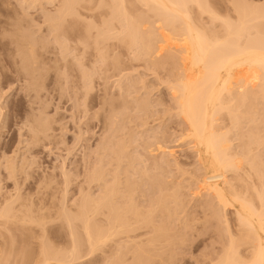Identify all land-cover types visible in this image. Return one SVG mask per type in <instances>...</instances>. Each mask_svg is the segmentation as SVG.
Listing matches in <instances>:
<instances>
[{
    "label": "rangeland",
    "instance_id": "rangeland-1",
    "mask_svg": "<svg viewBox=\"0 0 264 264\" xmlns=\"http://www.w3.org/2000/svg\"><path fill=\"white\" fill-rule=\"evenodd\" d=\"M45 1L0 0V156H2L0 163L3 162L1 165L5 164L6 166L8 162L4 158L9 160V158L14 157L16 163H20V167L24 157L25 160L33 162L30 166L31 170L29 169L31 177L30 175L29 177L22 175L18 179L22 182L23 178L27 177V184L30 185L31 191L39 190L41 192L42 204L54 205L60 209L59 211H65L66 208L67 214L74 208L73 202L77 204L76 202L79 203V200L82 201L85 198L83 197L86 196V194L83 195L84 193L88 192L89 195H92V197L89 196L92 199H97L100 195L98 185L96 183L91 184L89 183L90 180H87L88 176L98 168L103 174L104 171L106 172L105 182L108 181L112 185L114 183V186L117 187L118 197L123 195L119 198V200L121 199L119 201L121 207L127 206V200L129 202L131 200L134 206L137 205L135 208L139 212H144L142 216L147 224H149L148 222L154 223V227L152 226L154 229L160 227L159 231L162 232L155 234L154 237L161 236L163 245L161 247L157 246L159 243L157 245L155 243V245L159 249L161 248L164 257L173 253L174 258L173 261H170L171 264H197V262H202L207 255L211 257L221 253V242L227 244L229 234L225 231L226 226L223 220L217 221L218 218L215 219L208 210L207 202L210 199L209 197L207 199L205 192L201 190L203 184H201L202 178L199 176L202 174L198 170L196 153L192 148L193 145L189 144V140H186L188 138L185 139L183 136L186 132V125L183 124L182 117H179L178 107L172 100L171 86L173 87V84L170 82L174 80L173 71L174 74L177 71L174 69L176 67L174 61V64H171L173 59L168 58L169 55L162 52L163 57L159 58L161 65L153 66L154 64L151 63L150 59L144 58L139 50L129 47L121 39L110 37L108 40L106 39L107 42L101 40L102 44L99 38V40L97 39L99 44H94V38L96 39L95 36L100 32V28H104L102 25L104 15H108V8L105 5L100 4L98 6L99 0L87 2L89 5L86 8L84 4L87 3L77 6L75 12L81 19H76L80 18L76 16H71L70 19L67 17L68 20L63 24V28L62 26H60L61 28L59 26L54 27L58 21L52 20V16L57 14L61 0ZM126 1V6H128L131 14H143L142 16L152 19V14L145 13L140 6L141 4L136 3V1L133 3V0ZM235 1H240L252 9L254 8V10L251 9L252 11L264 12V0ZM231 2L232 0H209L214 11L222 17L227 16L234 20L237 13H233ZM195 8L193 7V15L196 16L198 11ZM150 21L151 24L155 25L153 20ZM89 23L94 27H99L100 30L95 29V31L93 29L94 31H91L93 37L91 36L92 39L87 40L85 46L81 40L85 35V25ZM146 25L145 30L150 26ZM259 25L264 27V21ZM116 26L119 27L120 25L117 24ZM156 26L159 27V25ZM59 30L62 34L65 33L63 34L65 40L63 38L62 42H66L67 48L63 52L54 39ZM97 31L99 32L97 33ZM94 32L97 34L95 33V35ZM23 33L30 39L31 43L36 42L33 47L36 55L41 56L39 57L38 71L34 75L27 74L23 67L27 63L23 65L21 62L26 57L24 56L26 49L21 46L23 45L21 40ZM41 42L44 43V46H40ZM176 44L178 43L172 42V49H175ZM24 51L25 53H23ZM136 51L139 52V55ZM174 56L177 58L178 55ZM45 60H47V65L44 64ZM165 60L170 62L165 63ZM87 90L90 91L87 93ZM145 102L150 107L147 106L148 108L146 107L144 111ZM38 116L43 119L42 122L45 120L49 124L51 123V137L33 146L29 144L27 139L28 128L26 123L29 122L28 127L36 126L34 120H38L36 119ZM261 119L263 116L260 117ZM105 121L107 123L106 128L102 125ZM223 125L231 126L226 116ZM118 142H123L122 144L126 147L124 150L126 157L119 162L115 160V155L113 157L112 154L110 157L108 153L109 151L112 153L109 150L112 149L111 145L116 146ZM10 143V148L5 151L3 147ZM233 143L238 145L240 141H233ZM158 148L161 150L158 151ZM262 157L264 160V152ZM4 161L6 162L4 163ZM1 165L0 169L1 167L5 168ZM245 167V170L250 174L248 166L245 165ZM3 168L0 170L2 172L0 176L3 179L1 184L3 192H14L13 183L4 178L8 173L7 171L4 172L5 169L3 170ZM146 171L149 176L143 175L142 172L145 173ZM65 174H67L68 179H64L67 178L63 177ZM250 175L253 176L250 181L253 179L252 182L255 181V185L260 190L262 186L256 182L258 178L254 179L252 173ZM46 176L52 177L51 184L48 181L49 177L46 178ZM44 179L47 181H43ZM263 179L264 177H261V182L264 181ZM126 181L129 183L136 182L134 183L137 184V186L134 185L136 188L133 186L134 189L126 190L128 187H125V184L128 183ZM44 182L50 186L45 183L46 187ZM106 183L104 181L101 183L103 188L109 186ZM200 192L201 195H199ZM126 196L129 198L131 196L132 199L126 198ZM158 198H162L164 203L160 207V204L157 205L159 203ZM61 201L68 208L65 204L60 208ZM168 207L170 208L168 209ZM68 209L70 210L68 211ZM52 212L54 215L58 211L55 212L53 209ZM168 213L170 214L168 215ZM229 218H231L230 215ZM57 222L50 224V235L47 239L50 250L52 247L62 249L71 241L68 237L70 235H68L67 226L61 229ZM155 225L158 226L155 227ZM147 226L150 227V224ZM146 230L145 228V230L140 231L146 232ZM81 232L83 231L81 230ZM81 235L83 234H80V238ZM179 237H182L183 240H180ZM83 238L84 235L81 239ZM19 241L23 255L19 256L18 262L37 264V238L32 235L31 237L19 235ZM84 241L85 238L82 243H85ZM142 241L144 240L142 239ZM182 241H185V244H181ZM138 242L137 245L141 244L142 247H145L142 242ZM172 242H177L176 245L180 244L177 245L179 248H176V253L169 248L171 245L173 248L177 247ZM110 244L109 247L107 246L108 248H104V252L99 251L88 255L89 257L85 255L86 251L88 253V249L86 250L83 246L82 255L84 254L86 257L84 256L79 261L69 264H108V261L109 263L113 261L111 250L115 248L114 242ZM141 245L139 246L141 247ZM181 245L182 247H180ZM134 246L136 247V244ZM86 248L88 247L86 246ZM155 248L153 246V249ZM123 250L120 252V256L125 255L124 259L130 261V263L126 262L127 264H140L131 262L132 260H129V258L132 259L131 254L129 252L127 254ZM108 257L112 260H108ZM115 258L116 256H114ZM50 264L59 263L51 261Z\"/></svg>",
    "mask_w": 264,
    "mask_h": 264
},
{
    "label": "bare ground",
    "instance_id": "bare-ground-1",
    "mask_svg": "<svg viewBox=\"0 0 264 264\" xmlns=\"http://www.w3.org/2000/svg\"><path fill=\"white\" fill-rule=\"evenodd\" d=\"M134 1L141 4L140 6H142L141 8L144 9L145 13H151L152 19L142 16L143 14H131L127 8L128 6H126V0H99L97 2L99 3L98 6L101 4L108 8V15L103 16L104 23L102 25H104V28H100V30L96 25L94 27L91 23L86 24L85 35L80 40L85 45L87 40L89 41L93 37L91 31L99 29L98 34L94 32V34H97L96 39L94 38V44H99L97 42L99 38L100 41H106L110 37L121 39L129 47L139 50L144 58L150 59L151 63L154 64L153 66L161 65L159 58L163 57L162 52L169 55V57H166L173 59L171 64L175 63L176 67L172 68L177 69V71H175V74L173 71L174 78H172L174 80L170 82L173 84V87L171 86V91H173L172 100L175 102V106L178 107V110H176L179 117H182L183 124L186 125V132L184 131L185 135L183 136L185 139L188 138L186 140H189V144L193 145L192 148L196 153L198 170L202 174L199 177L202 178L203 189H200L205 192L207 199L208 197L210 199L207 202L208 210L215 219L218 218L217 221L223 220L226 226H224L225 231L229 234L228 242L225 240L227 244L221 242V253L219 252L215 256L210 255L211 257L207 255L206 259L204 258L202 262H197V264H264V181L261 182V177H264V160L262 157L264 152V29H260L264 27L259 25L264 21V12L256 9V11H252L254 8L242 4L240 1L234 0V2L232 0L233 13H237L236 19H234L236 21H234L233 18L222 17L214 11L209 0H133V3H135ZM87 2L90 3L91 0H61L57 14L52 16V20L58 21L59 24H55L54 27L62 26L63 28V24L68 20L67 17L69 19L71 16L80 17L75 12V8ZM88 3L84 4L85 8L89 5ZM193 7H196L195 10L198 11L196 16L193 15ZM76 19H81V17ZM149 20H153L155 25L151 24ZM116 23L120 26H116ZM146 24L150 25L147 30L144 29L147 26ZM156 25H159V27ZM54 31L56 30L54 29ZM63 34L59 30L58 34L54 36L55 42L60 45L62 52L63 50L66 51L67 48L66 42H62L63 38L65 40ZM22 35V39L19 36L23 42L21 46L26 49L27 55L24 56L28 58L24 57L21 62H23V65L27 63L23 66L24 71L26 70L27 74L34 75L38 71L39 57L41 56L36 55L33 47L36 42L33 44L27 36H24V33ZM43 42H41L42 45L39 43L40 46H44ZM172 42L178 43L175 49L171 47ZM174 55H178L177 58ZM46 61L44 62L45 65H47ZM165 61V63L170 62ZM164 62L162 63L165 64ZM55 63H57V60H55ZM89 91L87 90V93ZM146 102L143 105L144 111L149 106ZM261 111L263 114H261ZM225 116L229 119L230 127L223 125ZM262 116L263 119L260 120ZM38 117L36 118L38 120H34L36 126L28 127L30 124L29 122L26 123L28 128L27 139L29 144L33 146L51 137V123L49 124L45 120L42 122L43 119L40 116ZM45 122L48 124L46 125ZM102 125L106 128V121ZM233 141H240V144L234 145ZM122 143L118 142L116 146L111 145L112 149L108 148L112 151L110 153L108 150L110 157L112 154L113 157L115 155V160L118 162L126 157L124 152L126 147ZM10 146L11 143L4 146L3 149L7 151ZM157 150L160 151L161 148ZM109 154L107 155L109 156ZM1 159L2 156H0V161ZM7 159L4 158L8 161L6 166L5 164L1 165L3 162L0 165L5 167H1V169H5L4 172L7 171L8 173L4 178L13 183L14 192H3L1 185L3 179L0 176V264L22 263L18 262L19 256L23 255L19 235L26 237L32 235L37 238V264H50L51 261L59 264L77 262L85 255L88 256L99 251L104 252V248L113 242L115 248L111 250V256H113L111 264L130 263V261L124 259L125 255L123 254L125 252L131 254L132 259L129 258V260H132L131 262L134 261L140 264L172 263L170 261H173V253L164 257L161 248L157 247L163 245L161 236L154 237L155 234L162 232L159 231L160 227L154 229V223L148 221L150 227L147 226L149 224L145 222L146 220L142 216L144 212H139L135 208L137 205L134 206L131 200L130 202L127 200L130 205L127 203V206H120L119 201L121 199L119 200V198L123 195L118 197L117 187L114 186V183L112 185L108 181L105 182V177H107L105 171L103 174L97 168L93 171V174L90 172L91 175L87 178V180H90L89 183H96L99 187L98 193L100 195H97V199H92V195L86 192L83 195L86 194L87 197L83 196L85 198L82 200V197V201L79 200V203L76 202L77 204L73 202L74 208L72 207V210L68 209L70 213L67 214L65 207V211H59L60 209L54 205L42 204L41 192L39 190L31 191L30 185L27 184V177L23 176L22 182L18 179L22 175H28V177L30 175L31 177L29 169L31 170L30 166L33 162L25 160L24 157L21 160L23 162L20 167V163H16L15 157L9 158L10 161ZM158 162L156 163L158 164ZM245 165L248 166L250 174L254 175V179L258 178L256 182H259V185L263 187H261V191L255 185V181L252 182L253 179L250 181L253 176L251 177L248 171L245 170ZM0 173L2 174V172ZM142 173L144 176L145 174L148 175L147 171ZM48 177L46 176V178ZM63 177L68 179L67 174ZM51 178V176L48 178L49 183L52 180ZM45 180L47 181V179L43 181ZM128 180L130 179L128 178ZM103 181L109 186L103 188L101 184ZM134 183L128 182L125 184V187L128 186L126 190H130L134 185L137 186ZM50 184L47 183L49 186ZM199 195H201V192ZM126 198L129 197L126 196ZM171 198L173 197L171 196ZM129 199H132V197L130 196ZM162 201V198H158L159 203L157 205L160 204L159 207L164 204ZM64 204L62 203L60 208ZM66 207L68 208V206ZM53 209L55 212L58 211L56 214L54 213L55 216L52 212ZM229 215L231 218H229ZM212 216L211 218H213ZM52 222H57L61 229L67 226V231L69 229L68 235H70L68 237L71 240L68 244L69 247L68 245L62 249L52 247L51 250L53 249V251L51 252L47 239L50 235V224ZM141 224H144V226ZM187 225L189 226V224ZM157 226L155 225V227ZM145 228L147 229L146 232L140 231L145 230ZM80 234L84 235L85 243H82L84 238L81 239L83 235L80 238ZM149 236L154 240H151ZM179 238L183 240L182 237ZM137 242H142L145 247L139 244L141 248L137 245ZM155 243L160 245L156 246ZM172 243L175 244L174 246L180 245H176L177 242ZM183 243L185 244V241H182L181 244ZM134 244H136V247ZM130 245L133 246L130 247ZM83 246L86 250L88 249V253L86 251L85 255H82ZM153 246L156 248L153 249ZM171 246L168 247L176 253V248L178 249L179 246L174 247L175 249L173 245ZM124 248L125 250H123ZM122 250L125 252L122 254L123 256H120ZM111 256L110 258H112ZM114 256H116L115 259ZM110 258L108 257V260H112ZM110 263L108 261V264Z\"/></svg>",
    "mask_w": 264,
    "mask_h": 264
}]
</instances>
